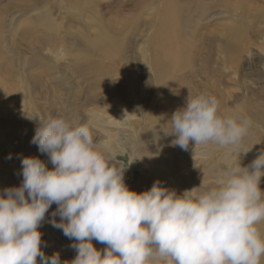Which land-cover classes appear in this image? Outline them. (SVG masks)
<instances>
[{"label":"rangeland","instance_id":"1","mask_svg":"<svg viewBox=\"0 0 264 264\" xmlns=\"http://www.w3.org/2000/svg\"><path fill=\"white\" fill-rule=\"evenodd\" d=\"M235 27L239 41L231 35ZM197 94L215 96L230 114H240L242 102L264 103V0H0V195L21 184L27 153L52 165L31 141L39 119L59 110L108 144L112 166L125 167L127 187L133 174L131 190H147L158 165L177 166L182 180L196 175L193 187L213 186L201 179L208 168L199 161L203 148L190 142L187 157L164 135L173 112ZM227 155L213 164L222 169ZM245 156L242 167L250 165ZM51 214L39 226L43 251L59 252L63 264L65 252L76 255L74 241L52 226ZM92 243L103 253L106 245Z\"/></svg>","mask_w":264,"mask_h":264},{"label":"clouds","instance_id":"2","mask_svg":"<svg viewBox=\"0 0 264 264\" xmlns=\"http://www.w3.org/2000/svg\"><path fill=\"white\" fill-rule=\"evenodd\" d=\"M218 106L210 94L188 97L164 135L182 150L190 142L239 148L251 120L221 116ZM31 142L53 167L37 156L20 158L21 184L0 195V264H37L38 258L40 264H62L59 252L45 255L39 231L52 204L57 208L49 222L76 250L63 264H261L264 152L249 166L228 163L213 186L178 195L158 180L142 192L129 189L125 167L112 166L108 146L63 110L39 119ZM93 240L106 245L103 253Z\"/></svg>","mask_w":264,"mask_h":264},{"label":"bare ground","instance_id":"3","mask_svg":"<svg viewBox=\"0 0 264 264\" xmlns=\"http://www.w3.org/2000/svg\"><path fill=\"white\" fill-rule=\"evenodd\" d=\"M43 22L45 21V19L42 20ZM171 21L172 19L171 18H168L167 21L164 23V26L163 28L165 30H169V27L171 25ZM233 30V33L231 34L237 41H239V39L241 38L240 36V29L238 27H235L232 29ZM102 38L106 41V44L110 47H115L116 46V42L115 40L113 39L112 36H109V35H103ZM219 85V84H218ZM218 87V86H216ZM218 90V89H217ZM216 92V91H215ZM246 94V93H245ZM25 95L28 96L29 98L30 95L28 93L25 92ZM225 95V94H224ZM223 95V96H224ZM219 98V97H218ZM222 98V97H220ZM241 99V98H240ZM232 100L234 101V103H232L235 107H236V104H237V100L239 101V99L237 98H232ZM250 100V99H249ZM247 100V101H249ZM246 101V103H247ZM251 101V100H250ZM220 103H222V101H219ZM218 102V103H219ZM242 102V100L240 101ZM239 102V104H240ZM253 102V101H252ZM256 103V102H255ZM260 103V102H258ZM250 104V103H249ZM248 104V105H249ZM219 105V104H218ZM246 104H244V102H242V104L240 105L241 109L239 111V113L241 115H244L246 117H248L250 120H251V127L248 131V134L244 137L243 141H242V144L239 148H232V147H220L214 143H210L209 145H207L206 147H202L201 146V149L203 148V151H200V152H197L199 155H201L203 157V159H200L199 161H203L204 163V167H208V168H205L203 169L202 173H201V179L204 181V180H209V181H213V183H215L216 181V178H218V176L216 175L217 172H221L224 170L225 168V165H227L228 163H233L235 164L236 161L239 162V164L241 165L242 163V159H244V155L245 153H240L239 156H238V152L239 151H242L243 149H246V148H250V150H253V149H258V152H264V103H262V105L260 106H248ZM254 105V103H253ZM224 105L223 104H220L218 106V112L221 116H227V115H232L230 114L229 112H224L225 110L222 108ZM230 106V105H229ZM228 109V108H227ZM224 112V113H223ZM232 112V111H231ZM236 114V113H235ZM30 118V117H29ZM32 119V118H30ZM255 121L256 124H253L252 122ZM27 136V135H26ZM104 145H108L107 143H104ZM200 147V146H199ZM198 147V148H199ZM198 150V149H197ZM250 150L246 153V156L245 158L248 157V163L251 164V162L256 159L258 156H251V153H250ZM195 151V149H194ZM179 152L182 153V155L185 153V156L188 157V152L187 150H182L181 148L179 149ZM138 153H142V152H137L136 154ZM225 153L229 154L225 157V159L223 160V163H222V169H219L217 168L218 167V159H220L219 156H225ZM135 154V155H136ZM190 154V153H189ZM28 155V153L26 154ZM29 155H31L29 153ZM139 156H141L140 154H138ZM196 155V154H195ZM169 157V155H168ZM172 157V156H171ZM182 157V156H181ZM184 157V156H183ZM182 157V158H183ZM201 157V158H202ZM223 158V157H222ZM170 163H172L171 161V158L169 157L168 158ZM186 159V158H185ZM188 159V158H187ZM197 160V159H196ZM218 160V161H217ZM143 159H142V156H141V159L139 161V164L137 165V167H140L143 163H142ZM215 161V164H218L217 167L213 164ZM217 161V162H216ZM162 163V162H161ZM199 164V163H198ZM189 165V164H188ZM201 165V163H200ZM143 166V165H142ZM155 166V165H153ZM48 168H52L53 165H48L47 166ZM177 166L175 167H172V166H161V165H158L157 167H155V174H157L156 178H154L153 176H149V182L147 181V183L145 184V186L143 188H146L149 189L152 184L154 183V181H159L160 184L166 188H170V189H173L176 191V193L179 195L180 191H184L186 189H190L191 187H193V184L196 183V180L198 177L194 178V177H186L185 179L182 180V176L180 177L179 172L175 169ZM182 168V167H181ZM180 168V169H181ZM178 169V168H177ZM184 169V168H182ZM125 172V171H124ZM220 172V173H221ZM133 173V172H131ZM168 173H171V177L168 175ZM192 173V172H191ZM130 177H131V181L128 184V188L132 187L131 184H134L132 182L136 181L134 180L132 177H133V174H130V173H127ZM154 174V173H153ZM185 175V174H183ZM175 176H178V177H175ZM187 176V175H186ZM0 180H2L0 178ZM129 180V179H128ZM153 180V182H152ZM140 181V180H139ZM22 182V181H21ZM12 182L11 181H7L5 182V185L6 184H11ZM131 183V184H130ZM137 183V182H136ZM142 183V182H140ZM139 184V183H137ZM143 184V183H142ZM140 184V185H142ZM131 185V186H130ZM139 185H136L135 187L137 188ZM141 187V186H140ZM259 187L262 191H264V183L263 184H259ZM139 189V188H137ZM144 191V190H143ZM137 192V190H136ZM140 192V191H139ZM181 194V193H180ZM27 195V194H26ZM50 213H53L52 212V209L50 208L49 209ZM42 223V222H41ZM51 236H46V239L48 240H53V239H50ZM56 239V238H55ZM46 240V241H47ZM48 240V241H49ZM56 241V240H55ZM65 241V240H64ZM64 241H60L59 244H61L63 246L64 249L62 250H65L66 249H70V246H66V244L64 243ZM51 243V242H50ZM68 245V244H67ZM60 246V245H59ZM68 259V261L72 260L75 256H73L69 251L68 252H65V255ZM37 261L39 262V258L37 259ZM40 263V262H39ZM261 264H264V258H262L261 260Z\"/></svg>","mask_w":264,"mask_h":264}]
</instances>
